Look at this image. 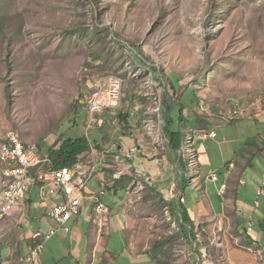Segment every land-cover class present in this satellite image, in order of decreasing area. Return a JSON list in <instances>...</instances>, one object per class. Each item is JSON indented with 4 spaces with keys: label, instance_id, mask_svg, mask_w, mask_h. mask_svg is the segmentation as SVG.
<instances>
[{
    "label": "rangeland",
    "instance_id": "obj_1",
    "mask_svg": "<svg viewBox=\"0 0 264 264\" xmlns=\"http://www.w3.org/2000/svg\"><path fill=\"white\" fill-rule=\"evenodd\" d=\"M0 17V142L13 131L42 155L60 138L106 147L123 132L119 112L135 113L147 137L165 89L208 127L264 109V0H0ZM160 73L178 93L167 80L158 85ZM108 76L122 81L121 101L91 125L85 101ZM230 234L228 243L176 239L157 255L172 264H264V248Z\"/></svg>",
    "mask_w": 264,
    "mask_h": 264
},
{
    "label": "crops",
    "instance_id": "obj_2",
    "mask_svg": "<svg viewBox=\"0 0 264 264\" xmlns=\"http://www.w3.org/2000/svg\"><path fill=\"white\" fill-rule=\"evenodd\" d=\"M186 117L187 126L194 129L196 121ZM92 130L97 135V127ZM205 131L216 136L196 143L195 171H187L181 150L170 149L165 133L163 142L157 144L135 124L131 132L112 136L108 146L93 148L83 157L86 163L92 158L99 162L103 151L110 152L83 195L105 189L103 201L108 211L99 214L91 201L84 199L80 214L69 222L70 232H59L43 252L29 259L33 233L55 226L45 213L62 200L60 194L42 197L35 186L19 207L0 221V264H157L153 243L194 241L183 214L195 227L196 241L203 235L228 243L233 229L236 238L245 240L250 248H264L260 228L264 220L262 112L244 114L233 123L215 124ZM187 132L185 129L184 135ZM90 141L100 144L96 138ZM132 147L137 152L127 157ZM114 175L120 178L110 182ZM135 181L143 185V191L138 192ZM181 197L184 203H180ZM250 239L253 245H249Z\"/></svg>",
    "mask_w": 264,
    "mask_h": 264
},
{
    "label": "built area",
    "instance_id": "obj_3",
    "mask_svg": "<svg viewBox=\"0 0 264 264\" xmlns=\"http://www.w3.org/2000/svg\"><path fill=\"white\" fill-rule=\"evenodd\" d=\"M121 97L122 81L119 78L108 76L104 79H98L94 83V89L85 101L90 124L95 125L104 122L103 114H115L114 111L119 106ZM154 105L155 108L151 111V116H148L145 121V127L148 137L154 143L161 144L163 142L161 138L162 125L160 123L163 115L162 99H155ZM262 114L264 119V109ZM243 115L244 113L240 111H234L227 119L231 122ZM154 118L156 121L153 120ZM215 136V133L207 131L189 132L187 134L181 149V156L191 171H195L198 165L196 143ZM109 152V150L103 151L99 162L92 158L86 163L84 158L81 157L72 167L57 169L51 167L44 171L41 166L47 164L49 160L46 156L42 157L39 154L36 145L24 143L19 135L13 131L9 132L5 139L0 142V221L11 215L19 207L21 200L35 186L38 187L42 197L60 194L62 198L61 202L50 206L45 213L46 218L51 220L55 226L47 231L37 230L33 233L34 246L28 256L29 259H33L43 252L46 243L59 232L66 234L70 232L69 222L73 217L80 214L84 199L91 201L97 213L108 211L107 205L103 201V197L107 194L105 189L87 197L83 195V192L88 183L94 178L98 166L106 163ZM136 152V147H132L126 156L131 157ZM36 168L39 170L34 176L33 170ZM119 178V175H114L110 182H114ZM212 180L216 181L217 177L213 176ZM134 184L138 188V192L144 190L139 181H135ZM221 189L225 190L226 185L223 184ZM184 202L185 198L181 197L180 203Z\"/></svg>",
    "mask_w": 264,
    "mask_h": 264
},
{
    "label": "trees",
    "instance_id": "obj_4",
    "mask_svg": "<svg viewBox=\"0 0 264 264\" xmlns=\"http://www.w3.org/2000/svg\"><path fill=\"white\" fill-rule=\"evenodd\" d=\"M97 3V0H93ZM0 24H3V20H1L0 17ZM102 33H100L101 35ZM107 37H99L98 41L104 42ZM159 77H156V81L158 82L159 86L165 85L164 82L167 80V82L170 84V87L172 91L176 94L178 93L177 83L175 81H171V78L167 77L165 74L160 73ZM194 91H192V94ZM8 95H9V87H8ZM162 114H163V121H164V133L166 138L169 142V147L173 151H179L182 149L183 143L186 139L187 134L190 132L195 133L196 131H205L207 130L208 123L202 121L200 117H197L196 123L197 125L195 128L190 129L187 124L189 120L187 119L185 115L186 106L183 102L180 101H174L173 97L169 94V92L165 89L164 93L162 94ZM194 96V95H193ZM178 108V109H176ZM178 112L177 114V122L180 124L181 130L174 129L173 126L175 124V112ZM117 119L120 125L122 126L123 132L128 133L129 131L133 129V124L135 126L139 127L140 123H136V118H134L130 113H124L119 112L117 113ZM235 122V120L231 121L230 123ZM204 123V124H203ZM208 124V125H207ZM187 130L188 132L184 135V130ZM94 149H101L100 145L94 141L91 142L90 139L87 136H82L78 138H60L58 141H56L55 144L48 146L47 148V155H42L40 148L37 147L39 154L42 157H47L49 162L47 164H44L41 166L42 170H47L51 167L53 168H61V167H72L74 166L77 161L86 155L90 153ZM185 162V160H184ZM186 165V163H185ZM38 168L33 170V175L35 176L38 172ZM182 219L184 224L189 225L192 227L191 233L193 236V239L196 240V235L194 233V225L191 223L185 214L182 215ZM260 228L264 231V220L260 224ZM249 245H253V239H250L248 242ZM167 245V242H156L154 246L152 247V253L154 254L153 258L156 260L157 264H171L167 261L160 260L157 256V252L161 251L165 246ZM199 246V245H198Z\"/></svg>",
    "mask_w": 264,
    "mask_h": 264
}]
</instances>
